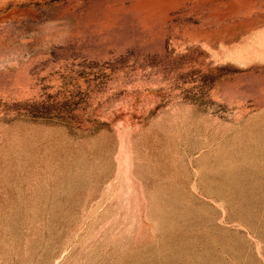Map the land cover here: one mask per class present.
I'll return each instance as SVG.
<instances>
[{"label":"rangeland","instance_id":"1","mask_svg":"<svg viewBox=\"0 0 264 264\" xmlns=\"http://www.w3.org/2000/svg\"><path fill=\"white\" fill-rule=\"evenodd\" d=\"M0 264H264V0H0Z\"/></svg>","mask_w":264,"mask_h":264},{"label":"bare ground","instance_id":"2","mask_svg":"<svg viewBox=\"0 0 264 264\" xmlns=\"http://www.w3.org/2000/svg\"><path fill=\"white\" fill-rule=\"evenodd\" d=\"M263 38V37H262Z\"/></svg>","mask_w":264,"mask_h":264}]
</instances>
